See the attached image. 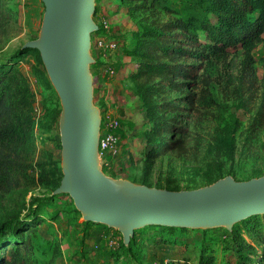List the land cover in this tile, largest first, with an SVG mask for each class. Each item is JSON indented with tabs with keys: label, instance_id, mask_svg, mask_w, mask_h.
Segmentation results:
<instances>
[{
	"label": "rangeland",
	"instance_id": "374dc122",
	"mask_svg": "<svg viewBox=\"0 0 264 264\" xmlns=\"http://www.w3.org/2000/svg\"><path fill=\"white\" fill-rule=\"evenodd\" d=\"M6 9L14 12L10 18L0 16V62L18 58L38 92L32 108L33 137L20 149L21 155L32 176L43 166L49 169L44 182L23 179L8 193H0V222L18 221L8 240L19 242L25 264H199L201 253L212 257L211 264H264V214L231 231L225 227L170 231L147 225L136 229L125 245L113 227L84 221L68 193H54L60 181L52 169L60 167L59 98L46 72L34 73L40 65L33 52H21L22 44L37 36L44 5L41 0H0V14ZM202 16L211 18L197 0H162L157 5L139 0L95 2L92 18L98 29L90 36L93 102L101 123L118 122L117 143L99 152L107 175L179 190L226 175L247 180L264 174V123L259 127L252 123L264 95V33L253 51L254 77L240 78V51L204 63L202 78L209 81L216 103L194 109L180 103L185 108L177 120L189 130L184 149L145 159L143 133L150 122L140 90L128 77L134 63L124 50L156 22L181 18L194 27ZM256 230L259 236L253 234ZM239 240L253 246L249 257H238ZM254 249L259 252L256 259Z\"/></svg>",
	"mask_w": 264,
	"mask_h": 264
},
{
	"label": "trees",
	"instance_id": "16d2710c",
	"mask_svg": "<svg viewBox=\"0 0 264 264\" xmlns=\"http://www.w3.org/2000/svg\"><path fill=\"white\" fill-rule=\"evenodd\" d=\"M139 1L157 5L162 0ZM197 1L211 18L202 16L198 26L194 27L190 21L181 18L156 22L137 34L135 43L124 50L125 55L134 63V69L128 77L140 90L150 122L149 128L143 133L147 148L145 159L148 161L174 150L184 149L189 130L177 120L179 111L185 108L180 103H187L188 109L207 108L216 103L211 95L209 81L202 78L204 63L207 64L213 59H224L230 52L240 51L243 57L240 78L246 75L254 77L255 74L253 51L263 40L264 0ZM1 12V17L10 18L14 11L6 9ZM34 38L36 36L32 39ZM24 50H31L39 62L40 68H35L34 73H45L39 51L32 47H22L21 52ZM17 59L0 62V193H8L23 179L35 178L37 182H44L49 177V169L44 166L40 168L37 176H32L28 170L29 164L23 161L21 155L20 149L30 143L33 137L32 108L38 92L30 77L22 72ZM174 92L181 93V96L171 97L170 94ZM59 113L60 110L57 111L58 115ZM252 123L257 124V127L264 123V95ZM178 134L180 137H176ZM52 169L61 180V168L54 166ZM102 169L104 170L103 165ZM207 184L209 183L200 186ZM257 215L263 214H254L238 221L229 231L248 225ZM12 222H0V264H25L27 258L18 252L19 242L8 240L9 235L17 230L15 225L17 226L18 221ZM150 226L163 227L170 231L192 230L176 226ZM142 229L144 227L140 228ZM253 234L259 236V230ZM237 242L238 257H249L253 246L244 240ZM254 256L256 259L259 252ZM211 262L210 255L201 253L199 264Z\"/></svg>",
	"mask_w": 264,
	"mask_h": 264
},
{
	"label": "water",
	"instance_id": "95a60500",
	"mask_svg": "<svg viewBox=\"0 0 264 264\" xmlns=\"http://www.w3.org/2000/svg\"><path fill=\"white\" fill-rule=\"evenodd\" d=\"M36 38L22 44L39 51L56 92L60 113V168L54 193H68L84 221L118 230L128 244L147 225L208 229L232 226L264 214V174L247 180L231 175L194 189L172 190L104 173L98 150L100 110L93 102L90 65L96 0H41Z\"/></svg>",
	"mask_w": 264,
	"mask_h": 264
},
{
	"label": "built area",
	"instance_id": "2783aa9c",
	"mask_svg": "<svg viewBox=\"0 0 264 264\" xmlns=\"http://www.w3.org/2000/svg\"><path fill=\"white\" fill-rule=\"evenodd\" d=\"M110 46H113L111 44ZM118 127V122L115 119L103 120L100 124L98 150H106L111 148L117 143L116 129Z\"/></svg>",
	"mask_w": 264,
	"mask_h": 264
}]
</instances>
